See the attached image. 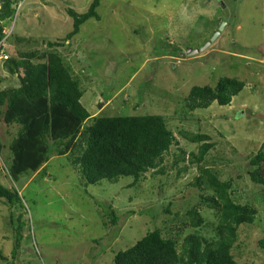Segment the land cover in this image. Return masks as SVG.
Wrapping results in <instances>:
<instances>
[{"label":"rangeland","instance_id":"obj_1","mask_svg":"<svg viewBox=\"0 0 264 264\" xmlns=\"http://www.w3.org/2000/svg\"><path fill=\"white\" fill-rule=\"evenodd\" d=\"M12 1V16L1 22L7 39L0 44V89L19 85L3 67L7 58L55 50L80 82V102L91 116L161 115L177 143L134 184L131 176H122L85 185L70 154L53 151L43 176L29 173L15 184L24 209L0 200V252L6 258L0 264H113L116 252L154 229L176 239L179 250L188 234L213 237L217 218L201 202L212 191L193 185L200 174L196 164L179 161L181 151L187 158L202 144L187 140V134L209 136L213 146L201 167L232 180L231 198L257 211L253 223L237 229L234 259L264 264L258 245L264 238V186L251 180L249 164L264 139V0H100L99 19H88L64 42L73 22L67 9L84 13L92 0ZM221 27L209 47L187 55ZM48 42L63 44L51 48ZM223 76L245 82L229 105L189 109L192 86H214ZM16 129L0 122L5 186L10 180L3 163H9L7 146ZM193 207L204 219L198 228L188 221ZM19 215L26 225L13 255L12 221Z\"/></svg>","mask_w":264,"mask_h":264},{"label":"trees","instance_id":"obj_2","mask_svg":"<svg viewBox=\"0 0 264 264\" xmlns=\"http://www.w3.org/2000/svg\"><path fill=\"white\" fill-rule=\"evenodd\" d=\"M13 3L12 0H0V44L7 39L1 22L12 16ZM99 4L100 0H92L84 13L67 9L73 22L72 30L63 42L77 34L88 19H99L96 10ZM62 44L47 43L51 48ZM3 67L10 75H16L19 81L17 87L0 89V122L17 127L7 146L9 163H3L10 183L8 186L0 183V200L9 206L24 209L15 184L29 173L43 176L53 151L58 156L70 154L69 159L85 185L98 184L103 179L115 182L122 176H131L134 184L146 172L159 167L170 147L177 143L161 115L91 116L80 102L83 95L80 82L55 50L22 52L17 58H7ZM244 87L243 80L223 76L214 86H192L186 101L191 110L207 108L213 102L225 106ZM184 137L191 142H202L198 152L187 154V158L181 151L179 161L196 164L200 174L195 177L193 185L202 189L206 184L212 191L210 195L201 196V202L213 210L217 218L214 236L188 234L179 250L176 239L154 229L131 247L116 252L113 264H239L231 252L238 237L237 229L241 224L253 223L257 211L231 198L232 180H221L207 167H201L213 146L207 142L209 136L187 134ZM3 149L0 141V153ZM262 163L264 139L249 159L253 168L251 180L264 186V177L260 176ZM1 170L0 165V173ZM108 214L111 224L115 225L114 211L110 209ZM188 216L191 227L198 228L204 223L197 207L188 211ZM21 218L19 215L12 221L15 225L13 255L20 248V232L26 225ZM258 245L264 248V238L258 241ZM0 259L6 260L1 252Z\"/></svg>","mask_w":264,"mask_h":264},{"label":"water","instance_id":"obj_3","mask_svg":"<svg viewBox=\"0 0 264 264\" xmlns=\"http://www.w3.org/2000/svg\"><path fill=\"white\" fill-rule=\"evenodd\" d=\"M221 30H222V27L217 32H215V34L211 37V39L206 42V45L204 47L200 49H187V55H195L201 52L202 50H204L206 47H209L211 43L215 41L216 37L219 35Z\"/></svg>","mask_w":264,"mask_h":264},{"label":"flooded vegetation","instance_id":"obj_4","mask_svg":"<svg viewBox=\"0 0 264 264\" xmlns=\"http://www.w3.org/2000/svg\"><path fill=\"white\" fill-rule=\"evenodd\" d=\"M185 55V54H184Z\"/></svg>","mask_w":264,"mask_h":264}]
</instances>
